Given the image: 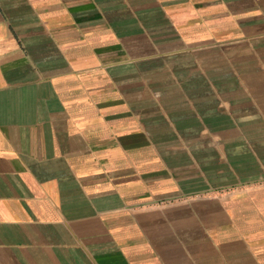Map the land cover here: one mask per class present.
<instances>
[{
  "label": "crops",
  "instance_id": "crops-1",
  "mask_svg": "<svg viewBox=\"0 0 264 264\" xmlns=\"http://www.w3.org/2000/svg\"><path fill=\"white\" fill-rule=\"evenodd\" d=\"M0 264H264V0H0Z\"/></svg>",
  "mask_w": 264,
  "mask_h": 264
}]
</instances>
